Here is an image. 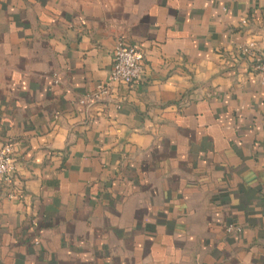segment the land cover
I'll return each instance as SVG.
<instances>
[{"label": "crops", "instance_id": "crops-1", "mask_svg": "<svg viewBox=\"0 0 264 264\" xmlns=\"http://www.w3.org/2000/svg\"><path fill=\"white\" fill-rule=\"evenodd\" d=\"M262 55L264 0H0V264H264Z\"/></svg>", "mask_w": 264, "mask_h": 264}, {"label": "built area", "instance_id": "built-area-1", "mask_svg": "<svg viewBox=\"0 0 264 264\" xmlns=\"http://www.w3.org/2000/svg\"><path fill=\"white\" fill-rule=\"evenodd\" d=\"M242 55L255 57L256 48L253 42L240 46ZM143 57L135 46L126 45L121 41L115 45L112 52V67L107 82L97 83L94 90L77 99L78 106L88 108L102 102L111 95L112 84L130 85L143 78ZM255 72L264 83V55L258 58ZM13 151L10 145L0 146V181L10 182L14 172ZM231 229V226L228 230Z\"/></svg>", "mask_w": 264, "mask_h": 264}]
</instances>
